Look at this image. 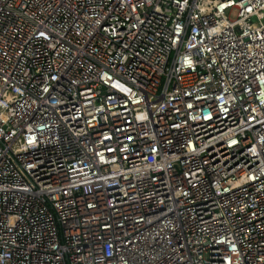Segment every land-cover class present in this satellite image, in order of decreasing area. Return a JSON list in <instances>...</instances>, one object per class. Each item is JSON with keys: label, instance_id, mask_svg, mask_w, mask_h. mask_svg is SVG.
<instances>
[{"label": "built area", "instance_id": "2783aa9c", "mask_svg": "<svg viewBox=\"0 0 264 264\" xmlns=\"http://www.w3.org/2000/svg\"><path fill=\"white\" fill-rule=\"evenodd\" d=\"M0 264H264V0H0Z\"/></svg>", "mask_w": 264, "mask_h": 264}]
</instances>
